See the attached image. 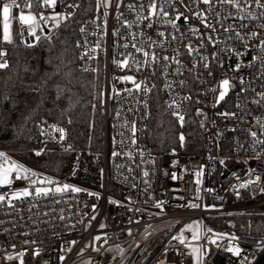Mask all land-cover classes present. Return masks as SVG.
Wrapping results in <instances>:
<instances>
[{
  "label": "built area",
  "instance_id": "built-area-1",
  "mask_svg": "<svg viewBox=\"0 0 264 264\" xmlns=\"http://www.w3.org/2000/svg\"><path fill=\"white\" fill-rule=\"evenodd\" d=\"M7 2L9 0H0V7ZM18 2L23 4L24 0ZM118 2L112 0L106 18L103 7L96 8V0H57L50 8L34 4L30 11L37 16L68 17L60 21L59 27L52 20L40 21L39 41L28 34L26 26L21 27L20 10H12L13 18L9 21L12 41L16 39L21 47L31 49L51 40L86 8L75 36V57L81 73H103L104 128L99 155L71 150L61 177L37 172L58 185L78 187L82 189L80 193L37 199L28 180L14 178L10 188L0 187V195L6 197L0 203V264H195L190 248L172 239L191 222L199 224L200 239L192 240V231H186L185 243L201 249L200 264H253L264 251V238L243 239L228 232V227L230 218L264 214L258 211L264 207V191L261 190L264 189V145L255 142L264 140L261 128L264 123V53L258 48L264 40V15L261 14L264 10L250 0H241L246 9L244 13L221 5L218 0H212L211 6L199 0H168L172 5L165 8L168 17H162L159 22L153 17L152 27H148L150 21L141 22L137 16L147 15L149 0H123L117 9ZM156 2L159 6L165 0ZM72 3L79 7H67ZM141 5L145 6L143 11ZM28 12L25 8L24 13ZM199 13L207 18L206 23L215 27V32L204 28ZM178 14L181 19L175 21L177 28H173L169 21L175 20ZM3 23L0 15V51L5 52L9 43L2 41ZM126 23L132 26L125 27ZM228 27L245 36L247 51L245 41L237 39L235 31L224 32ZM81 28L85 29L84 33ZM192 28L198 31L192 33ZM161 32L163 36L158 34ZM251 32L258 36L247 40ZM209 37L216 43H209ZM28 44L35 46L27 47ZM97 44L99 47L91 53L94 59L81 58L82 53ZM189 45L198 49V53L188 55ZM136 48H142L149 56L146 58ZM235 53L245 54L237 57ZM153 55L158 57V62L151 61ZM164 56L181 63L177 65L172 59L165 61ZM254 56L259 57L255 62ZM203 57L208 59L205 61ZM125 58L129 59V64L124 68L114 63ZM204 63H208L209 68H204ZM238 63L241 67L234 71ZM193 64L197 65L194 69ZM177 69L182 74H176ZM124 76L143 82L142 88L147 86L151 91H136L133 83L121 82ZM222 79H229L231 87L225 99L213 106ZM180 81L185 82L184 87ZM167 84L172 87L166 88ZM211 88H217V92H211ZM126 89L133 90L131 95ZM156 94L171 117V112L177 110L184 116L193 113L200 132L197 156L188 157L174 149L156 155L151 149L148 128ZM188 96L191 99L181 103L182 98ZM173 100L180 104L179 109L168 107ZM197 109L203 112L202 116L196 115ZM224 113L228 115H222ZM125 121L129 125L136 123L134 145L129 128L120 127ZM53 126L65 129L63 141L59 140L58 132L52 131ZM34 132L38 146L34 153L42 154L48 146L59 149L68 146V133L63 124L43 121L35 126ZM252 132L257 133L255 138ZM114 151L118 153L115 157ZM200 171L202 175L197 177ZM173 173L176 179L172 178ZM249 181L253 182L240 187ZM37 186L54 188L57 185ZM197 187L199 199L196 198ZM24 188L33 194L13 200V206L9 207L7 196ZM88 192L96 195L89 196ZM161 202L163 210L155 206ZM191 203L199 207H188ZM97 236L101 237L98 241L94 239ZM207 236L219 239L212 244L206 240ZM232 236L237 239H230ZM71 241L76 243L73 245ZM229 247L240 248V255H234ZM116 248L123 250L118 256L113 253ZM61 256L65 258L63 261Z\"/></svg>",
  "mask_w": 264,
  "mask_h": 264
},
{
  "label": "trees",
  "instance_id": "trees-1",
  "mask_svg": "<svg viewBox=\"0 0 264 264\" xmlns=\"http://www.w3.org/2000/svg\"><path fill=\"white\" fill-rule=\"evenodd\" d=\"M85 15L86 8H83L51 40L35 48H23L14 39L5 48L9 66L0 72V149L17 163L53 177L62 176L71 150L91 155H99L102 150L103 73H81L75 57V36ZM60 89L64 91L58 98ZM43 121L66 127L68 146L65 149L69 150L48 146L40 157L35 155L38 146L34 128ZM181 134L185 136L183 146L179 140ZM148 142L156 155L174 149L188 157L197 156L200 132L193 113H187L181 127L166 112L156 94ZM258 211H264V207ZM229 220L228 232L243 239L264 238V214Z\"/></svg>",
  "mask_w": 264,
  "mask_h": 264
},
{
  "label": "snow or ice",
  "instance_id": "snow-or-ice-1",
  "mask_svg": "<svg viewBox=\"0 0 264 264\" xmlns=\"http://www.w3.org/2000/svg\"><path fill=\"white\" fill-rule=\"evenodd\" d=\"M57 0H24V3L21 4L18 2V0H9V2L7 3H3L2 7H0V15H2L3 18V34H2V41L6 42V43H12V37L10 34V19H12L13 17L11 16L12 10L15 9H19V15H18V20L19 23L21 25V27H27V31L28 34L30 36H33L37 41H39L41 39V37L39 35H37V31L41 30V24L40 21H48V20H52L55 21L56 27L60 26V21L67 19V16H48L45 17L44 15H35L33 14L30 10L32 9L34 4H37V6L39 7H44V8H50V7H54L56 4ZM194 2H196V0H194ZM199 2L205 4V5H212V0H199ZM251 3H255L256 7L259 9L264 10V3L261 2V0H250ZM112 0H96V8L100 9L101 7H103L104 12L103 15L106 18L108 16V8L111 6ZM123 3V0H119V2L116 4V8L119 9L121 7V4ZM218 3L221 5H229L230 7L236 9V11L238 13H244L246 11L245 7H242L241 5V0H218ZM172 5L170 3H168V0H165L164 3H161L159 6L157 5L156 0H149L148 4H147V15L146 16H142V15H138L137 16V20L143 22L144 20H148L150 21L148 23V27H152V18L156 17L157 22L160 21V19L162 17H168L169 13L165 10L166 7H171ZM67 7L69 8H77L79 7V5L72 3V4H68ZM129 7H133L132 5H129ZM27 8L29 9V12L27 14L24 13V9ZM145 8L144 5H141V11H143ZM262 15H264V11H262L261 13ZM229 15L231 16L232 13H229ZM199 19L201 20V23L204 25L205 29H211L213 32L216 31L215 27L212 26L209 23H206V17L203 15V13H199L198 14ZM117 19L119 20V15L117 16ZM181 19V15L178 14L175 17V20L169 21L172 25L173 28H177V24L175 21H178ZM185 20H187V17L184 18ZM219 23V21H218ZM105 25H106V20H105ZM132 25L130 23H126L125 27H131ZM241 27H246V25H241ZM81 33L85 32L84 28L80 29ZM198 30L196 28H192L191 32L192 33H196ZM235 31V37L239 40L245 41V45H246V51H247V41L245 36L241 35V33L238 30H234L231 27L228 28H224V32L227 33H231ZM114 35H116L117 33H113ZM159 35L163 36L164 33H158ZM258 33L256 32H251L250 34L247 35V40H251V39H255L257 38ZM175 39V37H173ZM155 43V42H153ZM209 43H213L215 44L216 42L212 40L211 37H209ZM27 47H34L35 45L33 44H28L26 45ZM81 45L78 43L77 47H80ZM86 46V45H85ZM134 48L136 47L135 44L132 45ZM99 47V44L96 45L95 48H91L88 51L82 53L81 58H83L84 56H88L90 59H94L93 56H91L92 52L96 51V48ZM125 48L128 47L127 44L124 45ZM201 47H203V44L201 45ZM259 51L261 53H264V40L260 41V45H258ZM137 52H143V55L147 58L149 56V53L146 51H143L142 48H136ZM198 49H193L190 45L187 48V52L188 55H192L193 52H197L198 53ZM229 51H233L234 49H229ZM245 53H235V55L237 57L243 56ZM6 56V53L4 51H0V70L7 68L8 65V61L4 59V57ZM163 59L165 61H169L170 59L173 60V62L177 65H180V61L178 59L175 58H170L168 56H164ZM203 59L206 61L208 58L207 57H203ZM257 59H259V57L254 56L253 57V62H255ZM151 61L152 62H158V57H156L155 55H153L151 57ZM137 64H139V61H135ZM114 63H117L118 66L120 68H124L126 66H128L129 64V59L125 58L123 61H114ZM145 63H148V61L146 60ZM204 68H209V64L208 63H204ZM193 69L197 67L196 64H193ZM241 67V64H236L235 69H233L234 71H239ZM85 71H87V69H84ZM165 72H167V68H165ZM176 74H182L179 72V69H177V73ZM209 75H211V72H209ZM121 82H131L134 84L135 90L136 91H143L145 93H148L151 91L150 88H148L147 86H144L142 88V84L143 82L137 83L134 78L132 76H124L121 78ZM181 87L185 86V82L184 81H180ZM241 84H243V80L241 79ZM59 88V85L57 86ZM172 85L171 84H167L166 88H171ZM231 87L230 81L229 79H222L219 84H218V89H219V93L218 96L214 97V102H213V106L218 105L221 101H223L225 99V96L228 93L229 88ZM211 92L215 93L217 92V88H211L209 89ZM64 89H60L58 92V98L63 94ZM125 91L128 92L129 95H131L132 93V89H126ZM113 92L116 93V95H120L119 92H117L116 89H113ZM191 97H183L182 98V102H186L188 100H190ZM262 99H264V96H262ZM197 103H200V101H197ZM169 108H176L179 109L180 104L177 103L175 100H173L172 102L169 103L168 105ZM93 108H95V105L93 106ZM171 115L173 117L176 118V120L179 122L180 126L183 127L184 123H185V116L183 114H181L180 111H173L171 112ZM196 115L197 116H202L203 112L200 109L196 110ZM222 115H228L227 113H224ZM71 122V121H69ZM259 122V121H258ZM120 127L122 128H129L131 134H132V138H131V143L134 145L136 143V132H137V127H136V123L133 121L131 122V124L129 125V123L127 121H125L124 123H122L120 125ZM200 127L203 128L204 127V122L201 121L200 123ZM261 128L262 130H264V123L261 124ZM52 131L53 132H58L59 133V140L63 141L65 138V129L62 127H52ZM43 134V133H42ZM262 134H264V132H262ZM121 135H123V133H121ZM251 136L253 138H255L257 136L256 132H252ZM179 140L181 142V146H183L184 141H185V136L184 134H181L179 136ZM256 144H261L264 145V140H256L255 141ZM66 151L69 149H65ZM37 156L41 155L40 151H37L35 153ZM112 155L115 157L116 155H118L117 152H113ZM221 163L223 164L224 161L222 160ZM148 175L147 172L144 173V176L146 177ZM202 175V171L197 172L196 176L200 177ZM13 178L15 180H28L30 182V187L34 188V192H35V196L37 199L41 198V197H48L50 195H62L68 192H71L73 194H78L82 191V189L78 188V187H73L70 186L69 184H63V185H58L56 181L52 180L49 177H41L40 174H38L37 172L25 167L22 164L17 163L16 161L12 160L9 158V156L4 153V152H0V187H11L12 182H13ZM173 179H176V175L175 173H173L172 176ZM257 180L260 179V177H256ZM253 181H249L248 183L245 184H241L240 187H247L249 183H252ZM197 185H199L200 180L197 179L196 181ZM57 185L54 188H47V187H39L37 185ZM262 191H264V189H261ZM199 187H197L196 189V193L197 196L196 198L199 199ZM33 193L29 191L28 188H24L20 191H12L10 193V195L7 196V200H8V204L9 207H12V201L13 200H19V199H23L26 197L31 196ZM89 196H93L96 195L92 192H88ZM98 198V197H97ZM6 199L5 195H0V203L4 202ZM59 202V201H57ZM110 203H116L115 201H111ZM157 208H161L162 209V202L161 203H157L155 205ZM188 207L190 208H198L199 205L195 204V203H191L188 205ZM61 219H63V217H61ZM92 219H95V216L92 217ZM101 228L104 227L103 224L100 225ZM186 231H192V240H199L200 239V226L199 224L194 225H187L185 228L181 229L179 235H175L172 237L173 240H177L180 244L184 245L185 247H189L190 248V255L193 259V261L195 262V264H200L201 259H202V253H201V249L199 247H192L190 244H186L185 243V236H184V232ZM131 234V233H129ZM213 235L215 236H219L220 234H216L213 233ZM95 240H100L101 237L97 236L94 238ZM230 239L235 240L237 239L235 236L230 237ZM71 244H75L76 241H71ZM210 243L215 244L216 241L215 240H211ZM87 247V246H86ZM71 249H69L70 251ZM95 250V249H94ZM230 252H232L234 255L239 256L241 249L238 247H229L228 249ZM123 251V250H121ZM83 253V250H81V254ZM37 255H39V253H36ZM21 255H23V253H21ZM9 259H11V257H8ZM65 258L64 256L60 257V260L63 261ZM22 264V262H21Z\"/></svg>",
  "mask_w": 264,
  "mask_h": 264
},
{
  "label": "rangeland",
  "instance_id": "rangeland-1",
  "mask_svg": "<svg viewBox=\"0 0 264 264\" xmlns=\"http://www.w3.org/2000/svg\"><path fill=\"white\" fill-rule=\"evenodd\" d=\"M2 152H3V151H2ZM220 222H221V221H219V223H220ZM211 223H212V222H211ZM213 223L215 224L216 221H214ZM187 225H194V226H195L196 224H195V222H191V223H189V224H187ZM187 225L183 226L182 229L185 228ZM218 239H219V238H218ZM218 239H217V238H214V237H211V236H207V237H206V240H207L208 242H210L211 240H215V241L217 242ZM121 250H122L121 248H116V249L113 251L114 255L118 256V255L121 253ZM84 264H86V263H84Z\"/></svg>",
  "mask_w": 264,
  "mask_h": 264
},
{
  "label": "water",
  "instance_id": "water-1",
  "mask_svg": "<svg viewBox=\"0 0 264 264\" xmlns=\"http://www.w3.org/2000/svg\"><path fill=\"white\" fill-rule=\"evenodd\" d=\"M253 264H264V251L259 255Z\"/></svg>",
  "mask_w": 264,
  "mask_h": 264
}]
</instances>
